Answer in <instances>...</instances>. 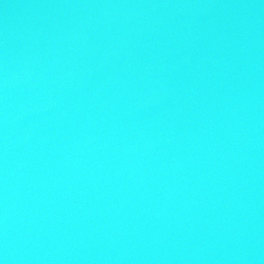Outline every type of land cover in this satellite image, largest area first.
<instances>
[{"label":"water","instance_id":"1","mask_svg":"<svg viewBox=\"0 0 264 264\" xmlns=\"http://www.w3.org/2000/svg\"><path fill=\"white\" fill-rule=\"evenodd\" d=\"M0 264H264V0H0Z\"/></svg>","mask_w":264,"mask_h":264}]
</instances>
